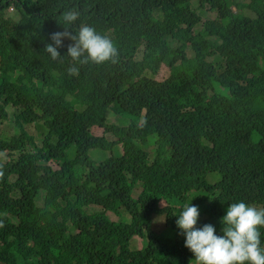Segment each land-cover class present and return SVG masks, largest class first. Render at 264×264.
<instances>
[{"label": "trees", "instance_id": "16d2710c", "mask_svg": "<svg viewBox=\"0 0 264 264\" xmlns=\"http://www.w3.org/2000/svg\"><path fill=\"white\" fill-rule=\"evenodd\" d=\"M82 24L114 63L50 58ZM0 153V264H196L184 204L264 208V0H0Z\"/></svg>", "mask_w": 264, "mask_h": 264}, {"label": "clouds", "instance_id": "9594fccd", "mask_svg": "<svg viewBox=\"0 0 264 264\" xmlns=\"http://www.w3.org/2000/svg\"><path fill=\"white\" fill-rule=\"evenodd\" d=\"M79 16L80 12L72 9L63 14V20L70 25ZM65 39L72 41L67 45V55L79 63L89 60L96 64L114 63L119 54L111 39L100 35L94 27L82 24L76 34L67 29L50 34L51 43L45 45V51L52 60H62L59 49ZM78 71L75 64L67 69L69 75H77ZM199 215L198 206L186 203L176 220L179 234L185 238L184 246L193 254L196 264H264L260 232L264 228V208L243 200L231 203L221 220L222 235L216 234L212 224L197 227Z\"/></svg>", "mask_w": 264, "mask_h": 264}, {"label": "rangeland", "instance_id": "374dc122", "mask_svg": "<svg viewBox=\"0 0 264 264\" xmlns=\"http://www.w3.org/2000/svg\"><path fill=\"white\" fill-rule=\"evenodd\" d=\"M232 8L235 9V6L233 5ZM8 11L12 13V12H13V7H10V8L8 9ZM214 15H215L214 12L209 11V12H207V13L205 14L204 18H205V17H214ZM168 72H169V68H168L167 66L161 64V66H160V68H159V71L157 72V75L155 76V78H156V79L164 78V77H166V75L168 74ZM1 128H2V130H6V134H5V135H9V134H10V133H11L16 127L13 125V123H12V124H9V123H5V122H4V123L1 125ZM16 130H17V129H15L14 131H16ZM92 132H93L95 135H101V134L103 133V128H100V127H94V128L92 129ZM41 133H42V130L39 129L38 132H36V131L33 132V135H38V134H41ZM118 149L121 150L120 145H118ZM89 152H90L89 154H90L91 156H94V157L98 156V157L102 158L103 155H104L103 152H101L100 150L98 151L97 149H91ZM2 154H3V153H0V156H2ZM100 158H98L97 160H99ZM51 165H52L53 167H59V166H60L59 163H57V162H52ZM160 204H161V205H164L165 203L162 201ZM111 217H112L113 219H115V220L118 219V217H117L116 215H115V216H114V215H111ZM155 225L157 226V228L162 229V227H163V222H162L161 218H159V217L156 218V220H155ZM142 243H143V238H142V237H136V238L134 239V242H133V244H134L136 247H140V246L142 245Z\"/></svg>", "mask_w": 264, "mask_h": 264}]
</instances>
